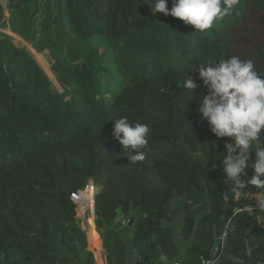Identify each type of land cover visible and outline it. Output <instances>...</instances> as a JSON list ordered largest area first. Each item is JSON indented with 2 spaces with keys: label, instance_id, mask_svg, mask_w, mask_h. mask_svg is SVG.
Masks as SVG:
<instances>
[{
  "label": "trees",
  "instance_id": "obj_1",
  "mask_svg": "<svg viewBox=\"0 0 264 264\" xmlns=\"http://www.w3.org/2000/svg\"><path fill=\"white\" fill-rule=\"evenodd\" d=\"M36 1L0 6V29L48 51L63 91L0 32V264L103 263L71 201L90 179L99 189L93 225L106 264L147 257L145 264H162V255L163 264H204L227 225L220 264L247 261V242L255 263L264 264V210H245L253 199L238 198L224 179L217 157L233 141L216 137L199 113L207 89L196 70L206 59L237 55L228 32L262 0H240L203 33L154 13L152 0H61V8L58 0ZM238 56L264 75V45ZM189 79L193 90L184 87ZM121 116L151 129L142 161L130 162L112 135L111 120ZM259 192L249 185V196ZM115 213L129 222L119 231Z\"/></svg>",
  "mask_w": 264,
  "mask_h": 264
},
{
  "label": "clouds",
  "instance_id": "obj_2",
  "mask_svg": "<svg viewBox=\"0 0 264 264\" xmlns=\"http://www.w3.org/2000/svg\"><path fill=\"white\" fill-rule=\"evenodd\" d=\"M240 0H152V11L171 15L193 26L195 31L205 32L218 21L230 15ZM198 79L207 93L202 95L198 111L205 119L211 132L218 138H231L225 141L221 160L224 179L231 184L238 198L247 199L249 185L259 189L256 207L264 210V75L255 70L251 60L238 55L227 58L204 60L197 68ZM185 89L193 90L197 84L189 79ZM112 135L126 149L130 162L144 159V149L151 131L148 124L133 123L127 116L112 119ZM254 153L255 159H252ZM253 174L248 178L247 169ZM248 212L251 205L245 206ZM163 262L166 257H159Z\"/></svg>",
  "mask_w": 264,
  "mask_h": 264
},
{
  "label": "rangeland",
  "instance_id": "obj_3",
  "mask_svg": "<svg viewBox=\"0 0 264 264\" xmlns=\"http://www.w3.org/2000/svg\"><path fill=\"white\" fill-rule=\"evenodd\" d=\"M0 32L13 37L14 43L16 45L27 49L30 52V54L34 57L32 52L28 49V47L24 43V39L22 37H20L17 34H15L17 36L16 37V36H13V35L7 33L8 30L0 29ZM228 33H230L231 37L234 39V44L232 46L233 53H235L237 55H242V56L255 55L259 51L261 46L264 45V0H262V6L260 7L258 12L253 13V14L247 13L246 17L243 20H241L236 27L229 30ZM43 53H45L49 57L50 67H51V68H49L50 69L49 71H52V66L54 64V60L51 58L48 51H44ZM36 60H37V58H36ZM37 61L41 65V63H40L41 60L39 61V59H38ZM45 72H46V70H45ZM53 75H54L53 78H50V79L53 81L55 88L58 91L62 92L63 89H62L61 85L58 83L56 75L55 74H53ZM247 172H248V178H250L251 175L253 174V170L249 168V169H247ZM95 208H96V206H95ZM75 217L77 220L81 221V226L87 231V233H88L89 225H90V227L93 230V233L95 234L94 230L96 227V223H95V227H94L93 222L96 221V214H95V217L92 216L91 213L87 214L86 215L87 219H81L80 215H75ZM118 217H120V215H118ZM124 223H125V227L129 224V222H127V220H125V219H124ZM175 231L177 232V233H175V236H177V238L180 237L179 226L176 227ZM88 237H89V235H88ZM100 237L101 236L99 235L98 239L96 240V242H99V244H100V240H101ZM102 243L103 242L101 240L102 255H103V259H104V248H103ZM89 248H90V239H89ZM90 251H91V249H90ZM94 254L96 255L98 253H94ZM104 262H105V260H104ZM95 263H96V260H95Z\"/></svg>",
  "mask_w": 264,
  "mask_h": 264
},
{
  "label": "built area",
  "instance_id": "obj_4",
  "mask_svg": "<svg viewBox=\"0 0 264 264\" xmlns=\"http://www.w3.org/2000/svg\"><path fill=\"white\" fill-rule=\"evenodd\" d=\"M98 192L99 190L94 182V179H90L84 189L72 193L71 201L74 203L76 207L75 215H80L81 219H87L86 215L91 213L92 216L95 217L96 195L98 194ZM223 199L226 203H230V197L227 191H224ZM228 230H229V225L226 226L225 230L220 236L221 239L213 247L212 259L208 262V264H218V262L220 261L224 253V248L226 246ZM175 264H181V263L177 262Z\"/></svg>",
  "mask_w": 264,
  "mask_h": 264
},
{
  "label": "water",
  "instance_id": "obj_5",
  "mask_svg": "<svg viewBox=\"0 0 264 264\" xmlns=\"http://www.w3.org/2000/svg\"><path fill=\"white\" fill-rule=\"evenodd\" d=\"M21 1V0H19ZM38 1H36V4H38ZM59 1V6L61 8V4H62V1L61 0H58ZM9 3H10V0H0V6L5 10L7 11L8 10V6H9ZM42 67V66H41ZM48 75V74H47ZM218 152H220V149H218ZM217 164L219 165L220 164V161L219 159L217 160ZM113 217L116 219L114 225H113V230L114 231H119L121 229H123L125 227V223H124V217L123 216H120L118 217V214L115 213L113 215ZM118 217V218H117ZM48 229V226H46L45 228H43L41 230V232L37 235V236H41L45 233V231ZM221 239L220 236L216 235L215 236V241L218 242L219 240ZM213 247H214V244L209 248V250L202 256V259H203V263L205 264H208V262L210 261V258H211V254H212V251H213ZM247 253L249 255V259L247 261H243L242 264H259V263H255L253 257L251 256L250 254V248H249V245H248V242H247ZM150 254V253H149ZM230 258L235 260L236 262H240L238 258H236L234 255H230ZM2 259H4V256L2 257ZM148 261V257L145 258L144 262L143 263H139V264H145L146 262ZM218 264H220V261L218 262Z\"/></svg>",
  "mask_w": 264,
  "mask_h": 264
},
{
  "label": "bare ground",
  "instance_id": "obj_6",
  "mask_svg": "<svg viewBox=\"0 0 264 264\" xmlns=\"http://www.w3.org/2000/svg\"><path fill=\"white\" fill-rule=\"evenodd\" d=\"M7 33L12 34L13 36H16L15 34L10 33L9 31ZM24 43L26 44L28 49L32 52L34 57L37 58V60L38 59H39V61L41 60V62H43V64H45L47 67H50L49 57L45 53L38 54L37 51L34 49V47L30 43H28L25 40H24ZM46 72H47V74H48V76L50 78H53L54 75H53L52 71L46 70ZM88 235H89V239H90V249H91V251L93 253L102 252V245H100L99 242H96V240L98 239L99 235L97 233L94 234L93 230H92V228H90V226H89V230H88ZM102 262L103 263H101V264H105V262L103 260V257H102Z\"/></svg>",
  "mask_w": 264,
  "mask_h": 264
},
{
  "label": "crops",
  "instance_id": "obj_7",
  "mask_svg": "<svg viewBox=\"0 0 264 264\" xmlns=\"http://www.w3.org/2000/svg\"><path fill=\"white\" fill-rule=\"evenodd\" d=\"M10 33H12L11 31H9ZM14 34V33H13ZM12 35V34H11ZM35 49V48H34ZM36 50V49H35ZM37 51V50H36ZM37 53H38V51H37ZM38 54H41L40 52L38 53ZM40 63H41V66H42V68L44 69V70H50L49 68H51V67H47L45 64H43V62H41L40 61ZM248 198L249 199H253V204H254V206L255 207H253V210L255 209V210H257V209H259L258 207H256V201H257V199H258V196L257 195H255V196H248ZM255 198V199H254ZM246 210V209H245ZM179 224H180V222L178 223V225L177 226H179ZM90 226V225H89ZM263 228H264V226H262ZM91 228V227H90ZM97 230V229H96ZM98 232V231H97ZM177 233V232H176ZM100 235V234H99ZM101 238V237H100ZM102 240V239H101ZM177 240H178V243H179V245H180V251H181V253H182V251L184 250V243H183V241L181 240V236L180 237H178L177 238ZM182 243V244H181ZM102 257H103V255H102ZM212 259V254H211V258H210V260ZM104 260V259H103ZM177 262H179V263H181L180 261H176V262H174V263H172V264H175V263H177ZM138 264H139V262H138Z\"/></svg>",
  "mask_w": 264,
  "mask_h": 264
},
{
  "label": "flooded vegetation",
  "instance_id": "obj_8",
  "mask_svg": "<svg viewBox=\"0 0 264 264\" xmlns=\"http://www.w3.org/2000/svg\"><path fill=\"white\" fill-rule=\"evenodd\" d=\"M255 210V209H254Z\"/></svg>",
  "mask_w": 264,
  "mask_h": 264
}]
</instances>
